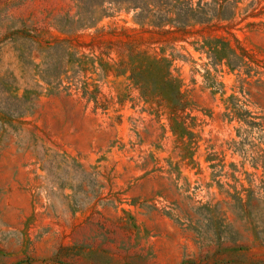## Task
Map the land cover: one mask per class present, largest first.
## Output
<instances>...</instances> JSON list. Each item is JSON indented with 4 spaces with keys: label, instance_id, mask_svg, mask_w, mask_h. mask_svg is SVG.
<instances>
[{
    "label": "rangeland",
    "instance_id": "1",
    "mask_svg": "<svg viewBox=\"0 0 264 264\" xmlns=\"http://www.w3.org/2000/svg\"><path fill=\"white\" fill-rule=\"evenodd\" d=\"M0 264H264V0H0Z\"/></svg>",
    "mask_w": 264,
    "mask_h": 264
}]
</instances>
